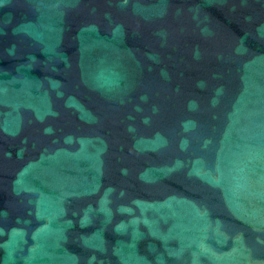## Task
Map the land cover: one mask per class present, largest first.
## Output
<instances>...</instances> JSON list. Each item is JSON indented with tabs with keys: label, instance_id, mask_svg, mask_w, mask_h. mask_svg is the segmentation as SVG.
Segmentation results:
<instances>
[{
	"label": "water",
	"instance_id": "obj_1",
	"mask_svg": "<svg viewBox=\"0 0 264 264\" xmlns=\"http://www.w3.org/2000/svg\"><path fill=\"white\" fill-rule=\"evenodd\" d=\"M0 264H264V0H0Z\"/></svg>",
	"mask_w": 264,
	"mask_h": 264
}]
</instances>
